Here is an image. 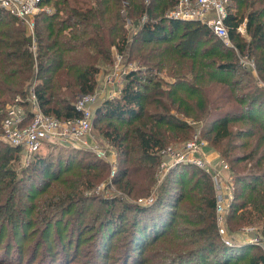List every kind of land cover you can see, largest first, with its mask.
Here are the masks:
<instances>
[{
	"label": "trees",
	"instance_id": "trees-1",
	"mask_svg": "<svg viewBox=\"0 0 264 264\" xmlns=\"http://www.w3.org/2000/svg\"><path fill=\"white\" fill-rule=\"evenodd\" d=\"M177 2L47 0L51 10L36 15L33 34L0 7V131L13 106H29L31 93L45 113L61 120L79 117L76 101L96 91L101 64H113L114 53L126 51L128 62H135L119 95L94 107L93 115L96 123L106 121L102 134L118 151L114 184L131 198L84 195L108 171L97 156L77 164V154L55 155L42 146L18 170L21 148L0 140V241L7 228L14 231L7 233L6 256L14 244L19 256L18 242L40 229L45 242L37 247L45 243L44 249H33L27 264L76 261L80 226L75 239L73 229L59 226L74 214L82 219L89 213L96 223L90 227L94 236L81 240L92 254L87 264H264L260 244H227L220 234L211 171L181 162L152 189L160 150L192 138L195 125L187 119L199 121L200 137L236 174L226 218L230 231L257 226L264 238V0L228 1L225 23L233 45L200 20L168 18ZM127 22L136 26L131 37ZM243 23L245 34L239 30ZM158 72L170 80L149 75ZM44 144L57 148L59 142ZM151 194L152 203L138 201ZM93 201L97 208L90 212ZM58 255L64 256L61 262ZM0 264L25 263L19 257Z\"/></svg>",
	"mask_w": 264,
	"mask_h": 264
},
{
	"label": "built area",
	"instance_id": "built-area-1",
	"mask_svg": "<svg viewBox=\"0 0 264 264\" xmlns=\"http://www.w3.org/2000/svg\"><path fill=\"white\" fill-rule=\"evenodd\" d=\"M229 0H178L176 5L166 12L168 18L180 20H200L209 25L215 35L229 44V30L225 23L227 16V3ZM0 7L8 10L17 19L22 21L28 28V33L33 34L36 15L42 11H50L51 6L47 0H0ZM146 17H144L145 19ZM239 30L246 33V26L243 23ZM34 50L36 46L33 45ZM123 55H118L117 62L122 60ZM244 62V61H243ZM118 64V63H117ZM246 64L254 66V63L247 61ZM128 68V66H127ZM130 68V67H129ZM128 68V69H129ZM256 72V71H255ZM264 83V81H263ZM31 109L25 110V114L16 110L24 105L13 106L3 121V129L0 131V140L9 143L14 147H20L22 150L23 161L28 163L31 158L40 151L47 140H55L68 146H81L87 144L88 136L93 122L94 105L97 102V94L90 93L81 95L76 101L77 108L81 115L75 118L58 119L51 114L45 113L36 100L34 93L30 94ZM30 114V117L28 115ZM28 117V118H27ZM206 140L200 137V133H195L194 137L178 145H169L160 150L162 160L160 162L161 170L164 175L172 167L181 162H192L201 168L212 172V176L217 189L223 190V175L220 168H211V162L202 153ZM96 150L98 156L106 157L105 149L92 147ZM221 163V164H220ZM222 169H229V164L220 161ZM116 169L113 168V175ZM225 189H229V194L218 193L217 213L219 232L227 244L234 242L226 232L223 226L225 221L223 199L232 197V185L226 184ZM226 197V198H225ZM155 196L139 198V202L150 204ZM243 231H255V227L246 226ZM249 242L260 244L264 248V242L259 236L252 237Z\"/></svg>",
	"mask_w": 264,
	"mask_h": 264
},
{
	"label": "rangeland",
	"instance_id": "rangeland-1",
	"mask_svg": "<svg viewBox=\"0 0 264 264\" xmlns=\"http://www.w3.org/2000/svg\"><path fill=\"white\" fill-rule=\"evenodd\" d=\"M126 26H127V28H130L129 37H131L135 31L136 26H135V24L132 25L131 23H128V22L126 23ZM230 45H233V44H230ZM127 52L128 51H126L124 53V55L122 56V60L124 59L125 61L128 62L129 60L127 59ZM118 55H120V54H118V52L114 53L113 64L112 63L101 64L100 72L97 75V88L95 91V93L97 94V102L94 105V107H96L98 104L102 103L107 98H115L119 95L120 87L125 80L126 71L128 70L129 67H132L135 65V62H131V61L128 62V64H126L128 66V68H126V65L122 66L121 64H117V61H118L117 56ZM241 60L244 61V64L248 61V59H246L245 57H241ZM246 65H248V64H246ZM249 66H251V65H249ZM252 68H253V66H252ZM254 72H255V70H254ZM149 75H151L152 77L155 75L159 79L162 78L165 80V78H166L167 80L168 79L170 80L169 77L165 76V72H161V73L158 72L157 75H156V73H150ZM149 84L152 85L151 83H149ZM25 107H27V108L20 107L16 111L19 113L25 114V110L31 109L30 105L29 106L25 105ZM93 115H94V110H93ZM187 121H189L195 125L194 135H195V133L201 134V131H200L201 126H202L201 122L194 121L193 119H187ZM105 123H106V121H103L101 124L96 123L94 121L92 122V127L90 130L89 136H88L87 144L81 145L82 148H72L71 146H66V145H63L61 143H59L57 145V148H54L55 146H48V145L45 146V144L43 145V147H45L44 149H46V151L52 150V151H54L53 154L60 155V156H62V153H66L67 151L73 152V154H75V155L77 154L79 156L77 158V164L81 161H88L90 159H93L96 156L109 164L108 171L105 173L106 174L105 178L103 180H101L100 182H98V184L95 185L93 188L85 189V193H84L85 196L86 195L87 196H94L98 193L103 192L106 197L111 196V195L113 196L115 194L128 197V194L123 193L114 184V176L116 175V171L118 170L119 157H118V151H117L116 147L102 134V129H101L102 126L101 125L105 124ZM185 141H187V140H185ZM185 141L175 142L174 144L172 143L170 145H178V144H181ZM206 142L207 143L203 147L202 153L211 162L210 164H211L212 171L214 170L212 166H214L216 168H220L222 175L224 176L223 177V187H222L223 190L221 191L220 189H217L216 186H215V188L218 192L223 193L224 195H226V194L228 195L230 192H229V189H225V186H226V184L233 186L236 174H235L234 170L232 169L231 163L229 162V160H225L223 157H221V155L218 152V149L215 146H213L208 140H206ZM94 146H97L98 148L105 149L106 154H107L106 157L98 156L96 150L94 148H92ZM160 160H162V158ZM220 161L227 162L229 164V169H227V170L222 169L221 165H220L221 164ZM244 164L245 163H240V166H243ZM28 165L29 164H27L26 162L23 161L22 156L20 157V161L15 162V167L18 170H22L25 166H28ZM239 167H237L235 169L236 170L241 169V167L240 168ZM113 168L116 169L114 175H113ZM168 174H169V172L164 175V172L161 170L160 165H158V173H157V178H156L157 181L155 182V184L152 187L153 191H155L158 188V186L160 185L162 180L165 179ZM214 184H215V182H214ZM22 191H23V195L25 196V194H24L25 191L23 189H22ZM232 192H233V187H232ZM233 196L234 195L232 194V197H230L228 199H223L224 206H225L224 213H223L225 221H223V226L225 227L226 232L229 233V236L232 239H234V241L237 240V242H240V243L248 242L254 236H261V235H258L257 226H253V227H255V231H243V228L246 226L241 227L237 230L234 229V230L230 231L226 218H227V211L230 207V201L233 199ZM89 198H92V197H89ZM128 198H131V196L129 195ZM26 199H30V198L26 197ZM96 204H98V201H93L90 212L96 210V208H97V207H95ZM87 206H88V204H85L84 206H82V209H86ZM75 212H76V209L74 207V208H72V210L68 214H74ZM73 216L74 217H72L70 221L63 220V224L60 223L59 227L60 228L66 227V228L73 229L74 234H75L74 235V239H75L76 233L79 232V231H77L76 228L78 226H80V230H81L80 232H82L83 237L80 238L77 242L79 249L77 252L74 253V256H77V259H76V261H73L70 264H87V261L90 258V256H92V254H90V253L87 254V250H89V248L86 247L87 243L83 242L81 244V240H83L84 238H90L92 235L94 236V234H92V233L90 234V232H92L90 227L96 223V219H95V217H93V218L89 217V213L86 217H83L82 219H79L75 214ZM68 218H70V217H68ZM54 223H56V221ZM247 226H249V225H247ZM218 227H219V225H218ZM173 228H170L169 231L170 230L172 231ZM6 232L7 233L9 232V236L14 234V231L12 229H9V228H7ZM7 233H6V235H4L3 241H0V259H2V260L4 259L5 263L14 262L15 258L21 257V258H23V263L27 264L26 261L28 259H30L33 255V249L38 248L37 253L43 251V249H44L42 246L45 243L42 246L37 247L39 240L40 241L43 240L45 242V240L42 237L41 230L39 229V230H37V232L34 235H31L30 237H28V239L26 241L20 240L18 242V244H20L19 245L20 249H19V253H18L19 256H17V251L15 249L17 244H14V247L11 249V253H9V256H6L4 254V249L7 248L8 243L10 241V238L7 236ZM55 234H57V232L53 231V235H55ZM262 237H261V239L264 242V238H262ZM92 240H94V239H92ZM119 242H120V240H118V238H116L115 242H114V244H115L114 248H116V246L119 244ZM73 244H75V240H74ZM155 245L158 246V242H156ZM70 255L73 256L71 253H70ZM151 256H157V252L155 251L154 253L151 254ZM40 257H42V256H39V258ZM47 257L54 258V256H47ZM63 257L64 256L58 255L55 258H57L59 260V262H61L60 260H62ZM7 258H10V259L7 260ZM73 258H76V257H71L68 259L71 260Z\"/></svg>",
	"mask_w": 264,
	"mask_h": 264
},
{
	"label": "crops",
	"instance_id": "crops-1",
	"mask_svg": "<svg viewBox=\"0 0 264 264\" xmlns=\"http://www.w3.org/2000/svg\"><path fill=\"white\" fill-rule=\"evenodd\" d=\"M117 63L121 64V65H125L126 61L123 59V60H121V62H117ZM126 68H127V66H126Z\"/></svg>",
	"mask_w": 264,
	"mask_h": 264
}]
</instances>
